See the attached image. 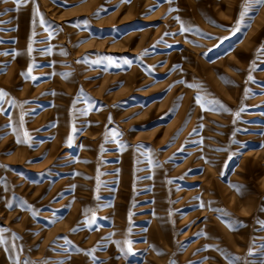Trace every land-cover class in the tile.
<instances>
[{
  "label": "rangeland",
  "instance_id": "374dc122",
  "mask_svg": "<svg viewBox=\"0 0 264 264\" xmlns=\"http://www.w3.org/2000/svg\"><path fill=\"white\" fill-rule=\"evenodd\" d=\"M242 10L0 0V264H264V4Z\"/></svg>",
  "mask_w": 264,
  "mask_h": 264
},
{
  "label": "snow or ice",
  "instance_id": "6c2138e0",
  "mask_svg": "<svg viewBox=\"0 0 264 264\" xmlns=\"http://www.w3.org/2000/svg\"><path fill=\"white\" fill-rule=\"evenodd\" d=\"M14 2L17 3V4H19V3H22L23 0H14ZM124 2L130 3L131 0H124ZM252 3L264 4V0H244V10H242V11L240 12V18H241V19H239V20L237 21V26H236V28L234 29V31H239V30H240V26H241V24H242V23H245V21H244L243 18L247 16V9L251 6ZM99 11H106V9H104L103 6H101V9H100ZM99 11L97 12V15L99 14ZM248 19L250 20L251 18L249 17ZM245 26H250V24H245ZM224 39H228V38L225 37ZM28 50H29V52H31V50H32V49H31V45H29V49H28ZM258 51H264V49H260V50H258ZM0 54H5V55H7V53H0ZM80 62H86V61H80ZM95 63H100V61H96ZM111 63H112V61L109 60V64H111ZM5 67H6V66H5ZM2 71H3V69L0 68V72H2ZM30 74H31V67H29L27 73H21V75H25V76H28V77H30V78H32V79H36L35 77H31ZM64 75L67 76L68 74H64ZM222 79H223V77H222ZM248 79L251 80L252 77L249 76ZM81 92H83L82 89H81ZM53 94H54V93H53ZM4 95H6V93L4 92L3 89H0V97H3ZM74 103H75V101H74ZM196 103H198V104L201 105L202 110H209V109H206V108L204 107V105L201 103V100H200L199 97H197ZM221 107H222V106H221ZM212 110H215V108H213ZM75 131H76V129L73 128V132H75ZM194 131H195V130H194ZM112 135H116V133H112ZM177 135H178V133H177ZM175 139H176V137H173V141H174ZM71 141H72V137H71V135H70V136L68 137V143L71 144ZM18 142H21V141H18ZM182 150H183V149H181V151H182ZM8 207H11V205H8ZM29 207H31V206H29ZM57 219H59V217H56L55 214H54V218H53V220H50V221H49V224L54 223L55 220H57ZM76 230H77V229H73V231H76ZM58 239H60V238H58ZM62 239H64V241H65L66 244H67V243H70V242L67 240V237H62ZM26 264H27V262H26Z\"/></svg>",
  "mask_w": 264,
  "mask_h": 264
},
{
  "label": "bare ground",
  "instance_id": "6f19581e",
  "mask_svg": "<svg viewBox=\"0 0 264 264\" xmlns=\"http://www.w3.org/2000/svg\"><path fill=\"white\" fill-rule=\"evenodd\" d=\"M1 202V201H0Z\"/></svg>",
  "mask_w": 264,
  "mask_h": 264
}]
</instances>
